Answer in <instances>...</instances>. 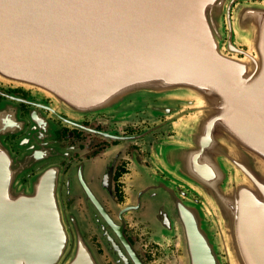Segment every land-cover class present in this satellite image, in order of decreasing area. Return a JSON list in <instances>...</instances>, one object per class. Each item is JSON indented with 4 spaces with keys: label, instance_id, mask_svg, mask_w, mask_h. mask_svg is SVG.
<instances>
[{
    "label": "water",
    "instance_id": "obj_1",
    "mask_svg": "<svg viewBox=\"0 0 264 264\" xmlns=\"http://www.w3.org/2000/svg\"><path fill=\"white\" fill-rule=\"evenodd\" d=\"M0 80L73 116L174 115L176 136L156 147L162 170L204 198L231 250L251 244L264 264V0H0ZM13 118L0 105V125ZM39 137H22L19 162L38 159ZM10 155L0 140V264H104L84 237L107 219L94 196V215L66 211L55 179L23 186ZM158 199L157 213L178 200ZM187 212L186 233L199 234ZM196 264L216 263L205 252Z\"/></svg>",
    "mask_w": 264,
    "mask_h": 264
},
{
    "label": "flooded vegetation",
    "instance_id": "obj_2",
    "mask_svg": "<svg viewBox=\"0 0 264 264\" xmlns=\"http://www.w3.org/2000/svg\"><path fill=\"white\" fill-rule=\"evenodd\" d=\"M57 102L0 80V105L13 110L15 121L0 125V140L10 149L9 158L18 161L22 137L31 131L43 135L31 148V159H38L16 163L24 166L21 183L42 173L53 177L64 209L86 217L96 212L93 195L107 219L97 213L102 224L90 225L84 237L104 264H196L205 252L216 264H253V245L244 249L235 243L231 250L207 215L204 198L157 163V145L176 136L163 130L164 124L177 121L174 115L139 110L127 117L105 112L73 116ZM170 191L178 200L161 202L163 208L154 211L156 200ZM182 209L193 216L199 234L186 233Z\"/></svg>",
    "mask_w": 264,
    "mask_h": 264
},
{
    "label": "rangeland",
    "instance_id": "obj_3",
    "mask_svg": "<svg viewBox=\"0 0 264 264\" xmlns=\"http://www.w3.org/2000/svg\"><path fill=\"white\" fill-rule=\"evenodd\" d=\"M215 12H217L218 10H219V7L218 6H216L215 7ZM254 19L256 18V16H252ZM219 21V20H218ZM240 25H242V24H244V21H241L240 23H239ZM243 26V25H242ZM253 26H255V25H253ZM249 30V29H248ZM247 50V49H246ZM170 126L168 125V124H166V125H164L163 126V130L165 131V132H167V133H170L171 132V130H170V128H169ZM173 136H171V137H164L166 140H169V139H171ZM16 163H18V164H22L21 162H15L14 163V166H17L16 165ZM157 163L159 164V166H160V168H162L161 167V165H160V163L158 162V160H157ZM22 167H24V166H22ZM44 174V173H43ZM41 175V174H40ZM36 179V176L35 177H33V178H31V179H27V181L26 182H22L21 183V177H20V175L18 176V178H17V181L18 182H20L23 186H25V185H28L29 184V182H32V181H34ZM19 192H20V194L21 195H27V192H28V189H24V188H22V189H20L19 190ZM95 192V194L96 195H98V194H100L98 191H94ZM231 235L230 234H227L223 239L226 241V242H228L229 244H231V242H229V241H232V239L230 240V237ZM237 238V237H236ZM235 243H237V241L235 242ZM246 245H248V243H245V244H243V243H241V242H238L237 243V247H239V248H241V247H245ZM237 253H239L240 254V252L239 251H237Z\"/></svg>",
    "mask_w": 264,
    "mask_h": 264
}]
</instances>
